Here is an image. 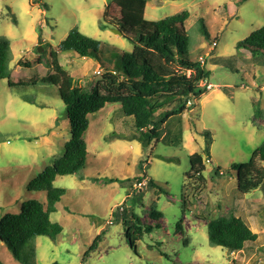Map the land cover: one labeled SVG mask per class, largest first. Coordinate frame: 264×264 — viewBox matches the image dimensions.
<instances>
[{
	"label": "rangeland",
	"instance_id": "rangeland-1",
	"mask_svg": "<svg viewBox=\"0 0 264 264\" xmlns=\"http://www.w3.org/2000/svg\"><path fill=\"white\" fill-rule=\"evenodd\" d=\"M112 1L0 0V37L11 40L12 59L11 78L0 81V219L19 214L30 199L46 203V193L28 188L63 156L71 139L66 106L58 87L49 84L52 53L75 28L102 43L103 66L74 53H59L61 66L89 93L113 70V58L133 52L128 38L103 27ZM183 11L190 13V58L205 66V83L213 88L171 118L161 128L160 139L146 150L126 139L135 132L134 119L120 104L109 103L90 115L84 180L78 175L56 179L54 186L66 189V195L51 221L63 232L55 240L35 239V264H229L234 258L237 264H264V216L251 213L263 193L241 194L233 168L248 162L264 142V56L252 59L237 48L264 26V0H147L145 18L160 21ZM204 24L209 40L202 34ZM18 84L30 86L14 87ZM205 132L211 137L209 146ZM196 153L204 157L205 185L195 198L185 192L184 204L190 156ZM139 177L152 181L153 188L137 186ZM236 206L259 236L238 257L211 246L207 228L210 220ZM118 207L127 214H118ZM152 210L162 218L152 219ZM101 233L97 250L85 258ZM0 261L20 264L1 240Z\"/></svg>",
	"mask_w": 264,
	"mask_h": 264
},
{
	"label": "trees",
	"instance_id": "trees-1",
	"mask_svg": "<svg viewBox=\"0 0 264 264\" xmlns=\"http://www.w3.org/2000/svg\"><path fill=\"white\" fill-rule=\"evenodd\" d=\"M146 7L147 0H113L105 10L103 27L121 31L122 36L133 43L134 50L118 55V59L113 58V70L105 72L89 93L78 86L61 66L59 53H74L101 62L103 66L100 57L102 43L75 28L61 42L59 51L52 53L53 73L49 84L58 87L66 106L71 123V139L65 145L63 156L55 159L53 165L39 174L28 188L30 192L46 193V203L30 199L22 204L19 214H7L0 219V240L20 264H35L32 250L36 238L45 236L55 240L63 232L59 223L51 221V215L57 211L56 205L66 195V189L56 188L54 183L63 176L78 175L84 180L82 172L88 155L85 134L90 127V115L102 111L109 103L120 104L124 114L134 119L135 132L126 139L138 141L146 150L154 140L160 139L161 128L171 118L182 115L193 100L201 99L208 92L201 84L205 83L209 73L200 60L190 58L188 51L190 38L186 22L190 13L183 11L160 21H149L145 18ZM202 34L207 40L211 38L205 24ZM237 48L241 55H250L252 59L264 56V26L239 42ZM11 60V40L0 37V81L11 78ZM19 66L30 67V64L19 62ZM28 86L18 84L14 87ZM24 100L36 104L34 99L28 97H24ZM204 135L209 146L211 137L208 132ZM233 168L237 172L238 191L241 194L262 191V198L253 203L251 213L263 217L264 142L252 153L248 162L234 164ZM204 171V157L197 153L191 155L190 170L183 188L184 204L188 202L185 192H191L193 198L200 194L205 185ZM135 181L142 183L144 178L139 177ZM153 186V182L149 181L146 189ZM136 190L144 192V189ZM238 210L236 206L228 215L207 223L211 246L226 248L232 254L257 243L258 234L237 215ZM116 211L121 214L120 207ZM123 211L122 215L127 214L126 209ZM150 217L159 220L162 214L152 210ZM102 237V233L97 236L85 258L97 250ZM28 248L31 251H26ZM0 264L4 263L0 261Z\"/></svg>",
	"mask_w": 264,
	"mask_h": 264
},
{
	"label": "built area",
	"instance_id": "built-area-1",
	"mask_svg": "<svg viewBox=\"0 0 264 264\" xmlns=\"http://www.w3.org/2000/svg\"><path fill=\"white\" fill-rule=\"evenodd\" d=\"M98 73H100V72H98ZM201 85L205 86L207 88V90H211L213 88V86L210 83H202ZM137 186L142 188L143 186H147V182L145 183V181H144L142 183H138ZM137 189H139V188H137ZM121 211H123V208L121 209Z\"/></svg>",
	"mask_w": 264,
	"mask_h": 264
},
{
	"label": "crops",
	"instance_id": "crops-1",
	"mask_svg": "<svg viewBox=\"0 0 264 264\" xmlns=\"http://www.w3.org/2000/svg\"><path fill=\"white\" fill-rule=\"evenodd\" d=\"M237 215H238L239 217H241V215H240L239 212H237ZM241 218H242V217H241ZM243 220L246 222L245 219H243ZM246 223H247V222H246ZM247 224H248V223H247ZM248 225H249V224H248ZM249 227H250V225H249ZM250 228H251V227H250ZM251 229H252V228H251ZM252 231H253V230H252ZM253 232H254V231H253ZM254 233H255V232H254ZM256 234H257V233H256ZM258 241H259V236H258ZM258 241H257V242H258ZM244 251H245V250H243V251H241V252H237V253H232V254H235V255L237 254V255H239L240 253H243ZM237 255H236V257H238ZM236 260H237V258H234L229 264H233L234 262L237 263Z\"/></svg>",
	"mask_w": 264,
	"mask_h": 264
},
{
	"label": "water",
	"instance_id": "water-1",
	"mask_svg": "<svg viewBox=\"0 0 264 264\" xmlns=\"http://www.w3.org/2000/svg\"><path fill=\"white\" fill-rule=\"evenodd\" d=\"M112 31H113V33H115V34H117V35H119V36H122V35H123L122 32L119 31V30L114 29V30H112ZM39 51L41 52V51H42V48H40Z\"/></svg>",
	"mask_w": 264,
	"mask_h": 264
}]
</instances>
